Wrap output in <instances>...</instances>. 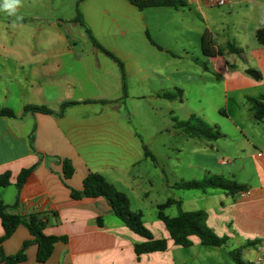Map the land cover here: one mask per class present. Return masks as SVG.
Here are the masks:
<instances>
[{"label": "crops", "instance_id": "1", "mask_svg": "<svg viewBox=\"0 0 264 264\" xmlns=\"http://www.w3.org/2000/svg\"><path fill=\"white\" fill-rule=\"evenodd\" d=\"M214 8H226L231 16L240 11L250 13L248 25L242 28L246 38L238 43L239 46L235 48L230 42L223 43L227 50L232 46L240 54L246 51L251 62L242 71L255 66L263 78L264 46L257 41L256 32L264 27L261 23L264 0H232L223 7L212 6L206 0H185V6L181 8L144 10L129 0H82L78 9L83 25L72 22L85 29L83 36L90 43H76L67 38L72 34L71 30H58L61 43L34 49L29 46H20L16 50L0 47V57L4 55L0 60L1 81L5 86L0 92V112L10 110L14 115H0V177L6 173L10 175V185L0 186V202L8 207L18 204L16 210H7L12 215H44L43 234L66 239L54 245L51 257L44 263L37 261L38 246L30 245L25 252L27 260L18 264H222L224 254L234 261L229 253L235 250L241 251L242 264H264V146L251 141L245 135L244 127L236 124L235 128L244 136L240 143L242 159L248 161L238 167L240 178L235 163H231L225 172L211 173L207 169L203 174L223 175L246 185L247 190L235 195L222 190H194L192 192L200 193L187 198L176 197L184 212L203 211L207 227L226 240L223 248L207 247L213 249L211 252L186 253L184 248L202 246L198 238L191 237L190 245L186 247L176 246L164 223L158 219V206L167 202L168 195L172 194L169 191H182L171 187L185 179L169 182L156 145L133 127L124 110L129 75H142L140 70H135L139 68L140 59L134 53L147 46L171 52L173 46L183 43L190 33L199 34L201 38L206 32L210 35L219 54L206 57L218 66L223 63L224 76L245 77L241 72L228 69L237 61L229 63L221 59L211 31L213 26L217 27ZM194 14L201 19L194 21ZM126 15L129 20L137 21V29L120 27L118 35L107 33L103 28L97 34L88 20L98 17L100 21H116ZM87 29L104 50L127 61L130 72L127 73L123 64L124 76L120 70V78H110L109 65L100 59L106 55L88 38ZM135 34L138 40H129L125 44V39L129 36L133 39ZM118 36L122 40H117ZM121 84L124 98L120 96ZM155 96L160 98V95ZM68 102L80 104L62 112V105ZM27 106L46 107L53 114L26 113ZM146 150L154 159L146 155ZM65 161L74 168L70 179L64 175ZM143 165H147V171ZM24 170H31V174L19 189L18 179ZM89 174L103 176L124 193L131 210L143 214V222L154 239L165 240L167 247L137 254L136 246L145 239L129 230L114 215L105 198H73V191L83 192L84 180ZM157 191L163 197L160 200L153 198ZM195 203H202V208L193 206ZM172 207L178 209L175 205ZM3 235L0 220V237ZM33 240L27 227L19 226L13 236L0 245V264H5L4 257L17 255L25 242Z\"/></svg>", "mask_w": 264, "mask_h": 264}, {"label": "rangeland", "instance_id": "2", "mask_svg": "<svg viewBox=\"0 0 264 264\" xmlns=\"http://www.w3.org/2000/svg\"><path fill=\"white\" fill-rule=\"evenodd\" d=\"M2 3L3 0H0V5ZM81 4L82 0H21L15 16H10L0 9V47L16 50L20 46H29L28 48L34 49L61 43L57 36L58 30H71L72 34L67 35V38L73 39L76 43H86L83 36L85 29L72 22L77 17ZM213 11L216 13L217 27L213 26L211 31L215 35L221 59L229 63L237 61L236 66H229L228 69L235 73L241 72L240 74L245 77L224 76L223 63L218 66L216 62L203 55L202 38L199 34L190 33L184 38L183 43L173 46L171 52L159 51L151 46L141 47L134 54L140 59L139 68L135 70H140L142 75L138 77L132 74L127 79L125 113L133 127L144 134L153 146L156 145L155 150L171 183L180 179L202 180L208 176V173L206 176L203 174L205 170L208 169L211 173H219L220 170L225 172L231 163H235L234 168L237 167L236 172L240 178L238 167L248 161L242 159L243 149L240 143L244 136L235 128L236 124L244 127V133L251 141L264 146V124L253 119L250 105L246 100V96L254 98L264 96V77L261 81H256L245 73L246 70L243 72L244 66H250L249 54L245 51L233 55L223 43L227 41L235 48L239 46L238 43L245 37L242 28L248 25L250 13L240 11L231 16L226 8H214ZM220 11L223 13L219 14ZM17 17L21 19L17 20ZM193 17L194 21L201 19V16L196 14ZM88 20L97 34L101 33L100 28L115 35L120 34V27L137 29V21L129 20L127 15L125 18L120 16L116 21L110 19L100 21L98 17ZM98 22L101 24L98 25ZM116 38L122 40L120 36ZM138 38L136 34L133 39L129 36L125 39V44L129 40L137 41ZM102 56L100 59L110 67L108 76L114 80L116 77L120 78V67L118 68L111 59ZM1 59H4V55L0 57ZM8 59L12 61L10 57ZM120 61L126 65L127 73L130 72L129 63L121 59ZM253 69L257 70L255 66ZM2 75L3 69L0 66V92L1 89H5L4 81H1ZM120 91V96L124 98L122 84ZM162 94L182 95V101L179 97L177 101L171 102L155 96ZM192 115L201 118L212 127H217L224 137L207 142L187 138L181 134L173 118L186 121ZM221 162H224L223 165ZM142 167L147 171V165ZM250 172L251 170H248V173ZM158 192L153 198L160 200L163 197ZM170 193L172 194L168 197L176 200L178 197L187 198L188 195L200 192L169 191ZM193 206L202 208V203H195ZM155 214L156 212L153 213ZM178 214L176 207L166 211L167 216L175 217ZM183 251L207 253L213 249L199 246L198 249L184 248ZM221 257L222 264H237L225 254Z\"/></svg>", "mask_w": 264, "mask_h": 264}, {"label": "trees", "instance_id": "3", "mask_svg": "<svg viewBox=\"0 0 264 264\" xmlns=\"http://www.w3.org/2000/svg\"><path fill=\"white\" fill-rule=\"evenodd\" d=\"M131 4L138 7L140 10L146 8L156 7H172L181 8L185 6V0H129ZM260 1V0H255ZM74 22L83 25L81 14L78 10V15L74 19ZM87 34L91 42L99 47L104 54L109 57L112 61L117 63L124 76L123 63L112 53L104 50L98 42L92 36L90 30L87 29ZM256 39L260 45L264 46V27L256 32ZM231 53H236L232 46H229ZM202 52L207 57L218 56L219 52L214 48V44L208 33H205L202 37ZM245 73L252 77L256 81L262 80V75L259 71L249 68L246 69ZM181 92V91H179ZM161 98L167 101H177L180 98L182 101V95H171L162 94ZM179 97V98H178ZM250 110L253 114L255 121L264 124V97L254 98L246 97ZM91 102V101H87ZM101 104H106V101H100ZM80 103L68 102L62 105L61 111L63 112L67 107L75 106ZM26 113H41L46 115L53 114V111L42 106H27L25 107ZM0 115L14 116L10 110H2ZM174 123L177 124V128L186 137L192 139H199L204 141H215L223 138L224 135L220 132L217 127H212L201 118L192 115L186 121H179L173 118ZM146 155L154 159L146 150ZM31 174V170H24L19 176L17 187L20 189L26 182L27 178ZM74 174V168L69 161L64 162V175L66 179H70ZM10 175L8 173L0 177V186L7 187L10 185ZM172 189L182 191H202L207 190H222L228 195H235L240 192L247 190L246 185H240L232 179H228L223 175H212L206 176L202 180H191V181H180L172 186ZM72 196L75 199L86 198H105L114 213V215L132 232L145 239L142 244H138L135 248L137 254L150 253L159 250H164L167 247L165 240H155L151 231L145 226L143 222V214L141 212H134L131 210L130 201L128 197L119 192L112 184H110L103 176L99 174H89L84 180V190L81 193L75 191L72 192ZM177 206L179 214L175 217H169L166 215V210L171 206ZM18 204L8 207L0 202V220L4 228V235L0 237V245L6 240L11 238L16 232L19 226L24 225L29 230L33 241H28L23 244L21 251L12 257H4L3 261L5 264H18L27 260L26 250L32 245L38 246L37 261L39 263L46 262L52 255L54 245L59 241H66L65 238L58 237H47L43 234L45 227V216L41 214H32L28 217H22L19 215H12L7 210H16ZM158 219L164 223L167 228L171 240L176 246L186 247L190 245V238H198L200 244L204 247L211 248H223L226 244V240L219 238L213 231H211L205 221L206 214L203 211H192L184 212L181 209V202L173 198H169L165 204L158 206ZM240 250L230 252V256L237 264H242L240 258Z\"/></svg>", "mask_w": 264, "mask_h": 264}, {"label": "clouds", "instance_id": "4", "mask_svg": "<svg viewBox=\"0 0 264 264\" xmlns=\"http://www.w3.org/2000/svg\"><path fill=\"white\" fill-rule=\"evenodd\" d=\"M21 0H3L2 5H0V9L5 11L10 16H15L20 6ZM21 19L17 17V20ZM261 23L264 24V18H262Z\"/></svg>", "mask_w": 264, "mask_h": 264}, {"label": "built area", "instance_id": "5", "mask_svg": "<svg viewBox=\"0 0 264 264\" xmlns=\"http://www.w3.org/2000/svg\"><path fill=\"white\" fill-rule=\"evenodd\" d=\"M210 5L215 7L227 6L232 0H206Z\"/></svg>", "mask_w": 264, "mask_h": 264}]
</instances>
